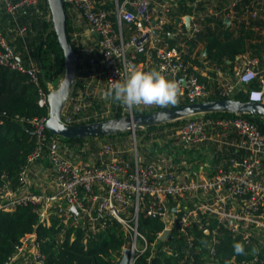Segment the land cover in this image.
<instances>
[{
    "label": "built area",
    "instance_id": "built-area-1",
    "mask_svg": "<svg viewBox=\"0 0 264 264\" xmlns=\"http://www.w3.org/2000/svg\"><path fill=\"white\" fill-rule=\"evenodd\" d=\"M107 1L114 5L111 10L98 7V2L104 4ZM177 1L66 0L98 34L100 58L92 57L90 66L95 68L98 62L102 65L100 73L105 76L107 91L114 81L126 78V66L130 69L134 65L138 70L161 71L168 79L177 81L181 90L179 99L187 103L207 100L212 89L189 70V64L183 57V44L172 45L161 35L171 22L173 3ZM206 1L194 0L193 11L188 14L191 16L190 29L186 26L187 15H181L175 22L176 33L170 35L197 37L203 30L204 20L199 7ZM40 2L3 0L5 10L15 21L16 35L24 38L29 29L27 23H20L19 15L32 10L42 13ZM230 13V18L236 17L235 12ZM251 13L257 17L259 10L254 9ZM47 14L51 17V11ZM129 24L135 26V31L127 37L125 30ZM144 33H149V36L138 45ZM140 54L144 55L143 60H139ZM236 61V81L220 78L214 93L221 98H233L239 91H245L248 100L264 102V69L259 67V59L242 54ZM0 65L27 74L42 93L39 102L48 105V93L54 88L49 84V92H44L40 86L39 63L33 60L28 64L24 62L1 28ZM94 76V72L88 73L85 91ZM255 80H259L260 87L249 88L248 85ZM88 106L81 94L72 97L63 119L68 123H83L111 113V106H107L103 112L86 110L76 116ZM125 112L135 114L134 108L125 107ZM48 117L49 114L23 120L31 123L36 138L30 162L35 164L46 152L51 163L55 176L47 185L49 190L47 186L40 192L31 188L35 185L34 177L39 174L40 166L32 165V177L23 171L20 175L23 185L17 188L11 186L6 173H0V212L13 211L19 205H32L38 213L39 224L50 226L52 218L57 216L65 227L77 228L88 224L93 234L106 226L103 219H115L130 238L123 248V251L130 250V264H135L149 248L154 251L157 246V242H151L147 233L141 231L142 216L163 223L164 228L159 232L161 240L165 231H170L166 240L174 245H165L163 250L169 255L180 256V264H195L198 259H209L210 263L206 264H226V261H231V264H264V133L251 121L242 116L212 117L205 114L188 118L171 134L184 146L194 149L195 153L199 150L206 156L196 166L194 162H185V166L178 169L164 157L158 161H146L139 154L136 139L130 149L106 143L97 150L96 160L74 161L61 153L54 141L51 146L47 144ZM212 145L218 149L234 147L236 154L217 165ZM127 153L130 157L125 158ZM49 174L46 179H49ZM74 206L79 214L73 211ZM227 236L232 237L234 243L244 244L249 253L247 258L239 260L233 255L225 260L219 254ZM60 237L63 240V232ZM74 237L73 232L72 239ZM253 247L259 249L257 255L251 254ZM5 264L51 263L42 249L38 233L34 231L21 239Z\"/></svg>",
    "mask_w": 264,
    "mask_h": 264
},
{
    "label": "trees",
    "instance_id": "trees-1",
    "mask_svg": "<svg viewBox=\"0 0 264 264\" xmlns=\"http://www.w3.org/2000/svg\"><path fill=\"white\" fill-rule=\"evenodd\" d=\"M242 1L245 2L244 5H249L252 2V0ZM193 2L194 0L174 2L172 16L177 19L181 15L191 14L194 8ZM39 7L43 15L35 10L19 15L20 23H27L29 27L26 37L22 38L16 35L13 16L5 10L3 0H0V28L7 40L14 45L15 50L24 62L28 64L33 60L39 63L41 68L40 86L45 90L44 92H49V84L52 83L56 87L59 84L61 75L64 73V54L53 29L51 17H48L47 14L50 11L48 0H41ZM72 7L73 5L70 2H66L68 31L71 39L69 10ZM98 7L111 10L114 5L110 1L104 4L98 2ZM202 8L201 3L199 9ZM238 8L240 7L237 6L236 9ZM202 22L203 30L197 37L189 38L186 34H176L172 37L170 33H176V23L172 19L165 26V31L161 33L172 45L180 42L183 44V57L189 64V70L198 75L202 81L208 84L207 77L193 68L195 64L202 65V61L197 56L218 66H232L237 56L249 54L258 58L259 66L264 67V35L256 33L250 25H246L244 22L238 24L237 29H232L231 25H228L224 19L214 15L204 17ZM255 24H259V21L252 22L251 26ZM134 31L135 26L129 24L125 30L126 36L129 37ZM199 42L203 44L206 56L202 54L201 50L196 51ZM144 58V55L140 54L139 60ZM87 83L88 81L85 79H78L73 97L79 96V90H85ZM209 87L212 89V93L207 100L221 98L219 94L214 93L215 86ZM248 87H260L259 80L253 81ZM41 96L42 93L39 91L38 85L31 82L27 74L0 65V173L7 174L13 188L23 185L20 180L23 171H27L29 177L34 175L30 172L32 165L38 166L43 163L45 167H51L46 152L35 164L30 162V155L36 148V138L31 123L23 120L49 114V105L39 102ZM233 98L243 101L249 99L245 91H239L233 95ZM89 101L91 100L85 97V102ZM111 103L109 116L91 118L89 122L110 117H121L127 114L125 106L121 102L116 100ZM186 103V100L179 99L176 106L169 107H177ZM105 104L106 101L101 97L93 99L91 105L88 106V112H103L107 109ZM156 109H159V107L139 106L134 108L135 113H147ZM84 112L85 108H82L80 112L76 113V116L84 114ZM205 115L212 117L238 116L231 113ZM242 117L251 121L264 133L263 116L244 115ZM185 120L178 123L170 122L151 126L148 131H138L136 136L140 137L139 143L141 144L140 149L138 143L139 154L146 161H158L164 157L169 164L178 169L183 168L185 162H194V166H196L197 162L206 155L199 152V150L195 153L194 149L184 146L171 134ZM46 133L49 146L53 145L54 141L58 145V150L68 158L74 161L83 159L87 162L96 160L97 150L106 143L121 148L111 141L123 140L131 134L123 132L114 136L68 139L53 135L48 130ZM211 149L214 152V163L217 165L236 154L234 147L218 149L217 146L212 145ZM124 157H130V153L125 154ZM224 165H227V162H224ZM31 188L34 189L35 187L32 186ZM38 222V213L32 205H19L13 211L0 212V264H5L8 257L15 251V246L21 242V239L26 234L34 231L38 233L42 249L51 264H118L123 254V248L130 240L129 236L125 234L121 223L112 218L103 219L106 226L101 227L96 234L92 233L88 224L77 228L73 226L65 227L60 224V219L57 216L52 218L50 226ZM163 228V223L157 219L145 218L144 216L140 218L141 231L147 233L151 242H157V246L154 251L149 248L135 264H180V256L169 255L163 250L165 245H174L170 240L159 238V232ZM62 232L63 240L60 237ZM73 232L74 239H72ZM233 244V239L230 236L225 237L223 240L219 254L225 260H229L234 255ZM237 257L241 260L247 258L248 255ZM206 262L210 263V260L198 259L195 264H206Z\"/></svg>",
    "mask_w": 264,
    "mask_h": 264
},
{
    "label": "water",
    "instance_id": "water-1",
    "mask_svg": "<svg viewBox=\"0 0 264 264\" xmlns=\"http://www.w3.org/2000/svg\"><path fill=\"white\" fill-rule=\"evenodd\" d=\"M53 29L64 54V76L58 86L48 93L49 117L48 131L68 139H81L99 136H114L123 132L136 134L138 131H148L151 126L165 123H178L192 116L210 113H231L238 116L260 115L264 117V102L243 101L236 98H216L186 103L177 107L159 108L147 113L127 114L121 117H110L102 120L68 123L63 119L64 110L73 97L78 82L79 54L68 31V14L66 0H48ZM229 23V19H225ZM186 26L191 27V16H186ZM155 33H157L155 31ZM149 33H144L137 44L141 45ZM206 53V51H205ZM106 101H116L103 92ZM166 115H160V114ZM73 211L79 214L74 206ZM170 234L166 230L162 239L166 240ZM119 264H130V250L123 251Z\"/></svg>",
    "mask_w": 264,
    "mask_h": 264
},
{
    "label": "crops",
    "instance_id": "crops-1",
    "mask_svg": "<svg viewBox=\"0 0 264 264\" xmlns=\"http://www.w3.org/2000/svg\"><path fill=\"white\" fill-rule=\"evenodd\" d=\"M244 3L245 2L242 0H207L202 5V16L206 17L208 15H214L215 17H220L224 20L229 19V23L227 24L231 25L232 29H237L239 26L238 24L244 22L246 25H250V27H252L251 29L255 30L256 33L264 35V0H252L251 4L249 5H244ZM233 4L235 5L232 8ZM237 6L240 8L236 9ZM254 9L259 10L258 16L260 18L258 16L254 17L252 15L251 12ZM230 12H235L236 17L230 18ZM186 15L188 14H185V16ZM178 18L179 17L176 19L175 16H172V20L174 22H176ZM254 21H259V24L251 26V23ZM69 25L71 27L72 42L79 54L78 79H85L88 81V73L90 71L95 73V76L92 78V80H89V89L87 91L80 89L79 95L81 94L91 101L100 97L104 99L103 92L106 91V79L104 74L100 73L102 71V65L98 62L95 68L90 66V59L92 57L96 58L97 60L100 58L98 34L90 29L88 23L81 16L80 12L74 7L69 10ZM171 36L173 37L172 34ZM199 50H201L202 54L206 56L205 50L203 49V44L201 42H199L196 48V51ZM197 57L202 61V65L195 64L193 65V68L198 73L207 77L209 86H216L220 78H228L229 80L236 81L235 71L238 67L237 61H235L234 65L232 66H218L204 60L199 56ZM260 68L264 69V67ZM91 101L87 102L89 106L91 105ZM111 102L114 101H106L105 105L111 106ZM86 110L88 111V108H86L85 111ZM37 167H39L38 171L39 174H42V176L37 174L36 177H34V181L37 179L42 180L46 184V187L48 184H50V180L54 178L55 175L51 168L45 167L43 163ZM48 174L50 177L49 179L47 178V180L45 177ZM47 188L49 190L48 186ZM33 191L40 192V189L34 188Z\"/></svg>",
    "mask_w": 264,
    "mask_h": 264
},
{
    "label": "clouds",
    "instance_id": "clouds-1",
    "mask_svg": "<svg viewBox=\"0 0 264 264\" xmlns=\"http://www.w3.org/2000/svg\"><path fill=\"white\" fill-rule=\"evenodd\" d=\"M125 79L114 81L109 89L108 95L121 102L127 108L139 106H156L167 108L176 106L179 102L181 90L180 85L175 80L168 79L161 71L138 70L134 65L128 69ZM166 115V114H160ZM234 256H246L245 246L241 242L233 244ZM259 249L253 247L252 255H257ZM231 264V261H226Z\"/></svg>",
    "mask_w": 264,
    "mask_h": 264
},
{
    "label": "rangeland",
    "instance_id": "rangeland-1",
    "mask_svg": "<svg viewBox=\"0 0 264 264\" xmlns=\"http://www.w3.org/2000/svg\"><path fill=\"white\" fill-rule=\"evenodd\" d=\"M63 76H64V73H63V75H61V78L59 79V82L63 79ZM51 86L55 89L58 85L56 87H54V84H52ZM135 135L136 134L131 133L129 136L125 137L123 140L116 139V140H113L111 142H113L115 145L120 146L121 148L130 149L134 145V139H136L137 143L140 142V137H138V136L135 137ZM117 143H119V144H117ZM139 148L141 149V144L140 143H139ZM39 175L42 176V174H39ZM33 183L35 184L34 185L35 188L40 189V191H45V189H44L45 188V184H44V182L42 180H38L37 179V180L33 181ZM139 243L142 244L141 239H140Z\"/></svg>",
    "mask_w": 264,
    "mask_h": 264
}]
</instances>
